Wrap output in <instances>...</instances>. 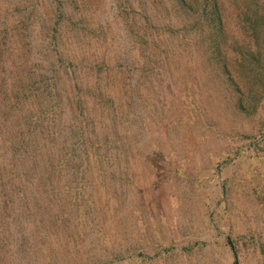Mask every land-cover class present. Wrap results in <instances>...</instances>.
<instances>
[{
  "label": "rangeland",
  "instance_id": "374dc122",
  "mask_svg": "<svg viewBox=\"0 0 264 264\" xmlns=\"http://www.w3.org/2000/svg\"><path fill=\"white\" fill-rule=\"evenodd\" d=\"M87 1L104 23L116 13L111 0ZM216 1L215 43L200 15L179 58L136 49L119 72L91 51L68 69L62 125L77 123L81 96L89 125L116 139L113 172L91 166L86 191L0 190V264H234L235 253L264 264V0ZM86 16L105 47L125 30Z\"/></svg>",
  "mask_w": 264,
  "mask_h": 264
},
{
  "label": "trees",
  "instance_id": "16d2710c",
  "mask_svg": "<svg viewBox=\"0 0 264 264\" xmlns=\"http://www.w3.org/2000/svg\"><path fill=\"white\" fill-rule=\"evenodd\" d=\"M111 1L116 13L112 11L111 21L104 23V14L93 11L87 0H0V67L4 72L0 79V144L8 149L7 162L0 154L1 191H86L83 184L94 173L91 166L102 176L112 174L108 169L116 159V139L108 131L99 135L98 128L89 125L81 96L76 97L77 123L69 130L62 125L69 105L65 93L68 69L87 61L89 52H94L92 62L101 64L98 67L109 65L120 72L130 70L136 49L158 51V60L179 58L180 49L196 44L197 16L203 17L213 41L212 27H223L216 0ZM88 12L100 19L97 27L101 30L108 27L110 31L120 23L125 30L105 47L103 31L88 35ZM37 24L44 36L42 44L35 34ZM180 33L192 37L186 40ZM15 64L19 65L15 72L8 70ZM13 72L14 91H10L6 86ZM101 94L108 97L106 104L114 100L104 90ZM234 255V264H238Z\"/></svg>",
  "mask_w": 264,
  "mask_h": 264
}]
</instances>
